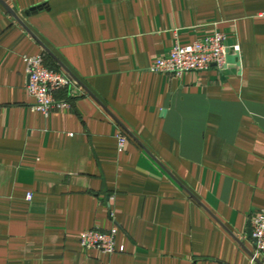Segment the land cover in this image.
I'll return each mask as SVG.
<instances>
[{
	"label": "crops",
	"instance_id": "0c3cea01",
	"mask_svg": "<svg viewBox=\"0 0 264 264\" xmlns=\"http://www.w3.org/2000/svg\"><path fill=\"white\" fill-rule=\"evenodd\" d=\"M4 1L0 264H264V0ZM216 33L239 67L151 71ZM36 55L74 80L70 109L33 111ZM114 226V254L82 247Z\"/></svg>",
	"mask_w": 264,
	"mask_h": 264
},
{
	"label": "built area",
	"instance_id": "2783aa9c",
	"mask_svg": "<svg viewBox=\"0 0 264 264\" xmlns=\"http://www.w3.org/2000/svg\"><path fill=\"white\" fill-rule=\"evenodd\" d=\"M264 17V13L262 15ZM228 51L237 54L239 46L230 47L227 37L221 33L196 41L191 45L183 46L180 43L174 47L168 58L157 61L151 71L182 77L186 73H201L211 69L224 72L228 67ZM29 83L27 91L35 100L33 111L48 116L56 109H70L67 101H59L56 95L65 90L76 87L69 74L61 69L51 67L46 62L45 55L25 57ZM127 135H119V145L123 149L127 142ZM28 199H31L29 195ZM253 239L256 245L254 261L264 263V210L251 221ZM118 227L114 226L108 231L99 228L86 230L81 234V245L86 250H98L112 255L116 252V238Z\"/></svg>",
	"mask_w": 264,
	"mask_h": 264
},
{
	"label": "water",
	"instance_id": "95a60500",
	"mask_svg": "<svg viewBox=\"0 0 264 264\" xmlns=\"http://www.w3.org/2000/svg\"><path fill=\"white\" fill-rule=\"evenodd\" d=\"M0 4L14 17L16 18L20 23L21 21L18 19V16L16 15V13L11 9V7L4 1V0H0ZM44 6H39L36 8L31 9L27 14L30 13H35L38 10L43 9ZM239 59V54H230V51H228V55H227V64L228 65H237L238 67L240 66V63L238 62ZM63 67V66H62ZM64 70L67 71V69H65V67H63ZM68 72V71H67ZM249 235L253 236V231H252V226L250 225V229H249Z\"/></svg>",
	"mask_w": 264,
	"mask_h": 264
}]
</instances>
